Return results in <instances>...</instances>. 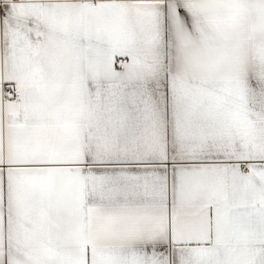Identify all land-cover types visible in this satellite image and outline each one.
Returning a JSON list of instances; mask_svg holds the SVG:
<instances>
[{
	"label": "snow or ice",
	"instance_id": "1",
	"mask_svg": "<svg viewBox=\"0 0 264 264\" xmlns=\"http://www.w3.org/2000/svg\"><path fill=\"white\" fill-rule=\"evenodd\" d=\"M0 264H264V0H0Z\"/></svg>",
	"mask_w": 264,
	"mask_h": 264
}]
</instances>
